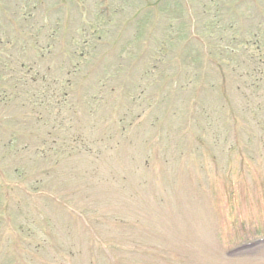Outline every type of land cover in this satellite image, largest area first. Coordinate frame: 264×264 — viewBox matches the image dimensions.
<instances>
[{"label":"rangeland","instance_id":"1","mask_svg":"<svg viewBox=\"0 0 264 264\" xmlns=\"http://www.w3.org/2000/svg\"><path fill=\"white\" fill-rule=\"evenodd\" d=\"M0 0V264H264V0Z\"/></svg>","mask_w":264,"mask_h":264}]
</instances>
